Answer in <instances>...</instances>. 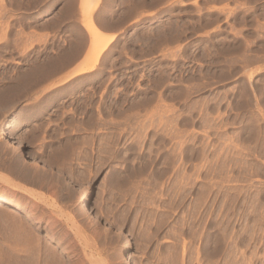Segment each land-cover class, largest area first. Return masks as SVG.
Segmentation results:
<instances>
[{
    "label": "rangeland",
    "instance_id": "rangeland-1",
    "mask_svg": "<svg viewBox=\"0 0 264 264\" xmlns=\"http://www.w3.org/2000/svg\"><path fill=\"white\" fill-rule=\"evenodd\" d=\"M0 179L3 264L43 199L113 264H264V0H0Z\"/></svg>",
    "mask_w": 264,
    "mask_h": 264
},
{
    "label": "bare ground",
    "instance_id": "bare-ground-1",
    "mask_svg": "<svg viewBox=\"0 0 264 264\" xmlns=\"http://www.w3.org/2000/svg\"><path fill=\"white\" fill-rule=\"evenodd\" d=\"M91 11L92 10H90L89 13H91ZM84 26L89 31V33L91 34L92 44H93V46H92L93 52H91V54L89 55L90 58H89L88 62L85 63L81 68H79V71H77L75 75H82V74H85L88 71L94 69V67L96 66L101 54L108 48L110 43L115 38V34L106 35L104 32H102L100 30V28L90 18L85 19ZM32 155L34 158L36 157V155L34 153H32ZM20 158H21V156L18 155V153H15V154L10 156L9 163L8 162H6V163H8V165L11 167H16L18 164L20 166V163H19V162H21ZM58 159L60 160V157ZM54 160L57 163L60 162L59 160L57 161V159H54ZM62 161L64 163V160H62ZM53 165H54V163H53ZM19 166H18V168H19ZM14 172H17V171H14ZM24 172H25V170H24ZM21 175H22V173H21ZM4 179H2V180L0 179L2 181V184L5 185L6 187L11 188L12 184L10 182H8V180H4ZM46 181L47 180H44L42 178L41 184L43 185L44 183H47ZM44 185H46V184H44ZM3 190H6V189H3ZM19 191L23 194L22 196H20L21 200H26L27 197H36V198L40 197L39 195L35 194V191L33 193V192H30V191H28L22 187L19 188ZM69 193H70V191H69ZM68 195H70V194H68ZM73 196L74 195H72V197ZM42 202L44 203V206L47 208V212H45V213L44 212L38 213L37 211L31 212L32 214L29 215V217H30L29 222H27L25 224L24 223L26 221L25 220L23 223H21L20 226L16 222L17 219H16V221L13 220L15 222L14 224L11 223V224H13L11 227L12 229L10 230L11 233H10V235L7 234L6 237H8V238L4 237V239H6V241H7L6 244H9L8 254L10 256V257L7 256L8 261L6 260L5 263L9 262L10 264H101V263L102 264H110V262H111L110 260H112V264L114 263V260H113L114 257L112 255H108L106 258H103V259H97L96 258V256H98L101 253V250H100L101 248L99 249L95 243H94V245H93V243L91 244V242H89L90 239H88L87 237H85L86 235H84L86 230L90 228V224L86 223L88 218L85 216L86 213L84 212V209L79 208L80 209L79 210L77 208L75 210H72V211H74L73 214H72V211H71V214H68V213L64 214L61 211H59V208L57 206H55V204L53 202L45 200V199H43ZM0 205H5L8 207L12 206V207H15L18 209L23 208V206L21 204L17 203L16 201L7 199L6 197L4 198L2 196H0ZM83 206L86 207V203H84ZM35 210H36V208H35ZM52 214H54L55 216H52ZM101 214H103V213L101 212ZM74 215H76L75 217H77V216L80 217V221H82L83 224H84V222L86 224H85L84 228L83 227H77V226L74 227V225L70 226L71 227L70 228L71 233H68L69 231L67 232V230H65V229H63L62 231L60 230V232L58 234L59 239H60V240L58 239V243H59L60 248H61L60 251L58 249H56L57 247H55V249H54V248H51V246H48V244H47L48 242H46V240L43 237H40L39 235L36 234L37 232H36V229L34 228L36 225L31 222L34 220L39 222L41 220V216H43V217L48 216L49 220L46 221V227L45 226L44 227L47 229V232L53 230V234H54V232H55L54 229L56 228L55 226H57L56 222H57L58 218L60 219V223H62V224L64 223L65 225H69L70 222L74 224V219H75ZM7 222H9V221L7 220L5 223L7 224ZM6 233H5V235H6ZM51 234H52V232H51ZM97 234L99 236V233H97ZM100 236H101V234H100ZM104 240H106V239H104ZM101 244L103 245V243H101ZM101 247H103V246H101ZM5 248L7 249V246ZM0 250H2V248ZM5 253H7V252H5ZM125 253L123 251L120 254L121 255L120 257L121 258H122V256L124 257ZM8 254H6V255H8ZM3 257H2V259H0L2 261V263L0 262L1 264H3V259H4Z\"/></svg>",
    "mask_w": 264,
    "mask_h": 264
},
{
    "label": "crops",
    "instance_id": "crops-1",
    "mask_svg": "<svg viewBox=\"0 0 264 264\" xmlns=\"http://www.w3.org/2000/svg\"><path fill=\"white\" fill-rule=\"evenodd\" d=\"M84 63H85V62H83L82 64L78 65V66H77V69H75L74 72H75V71H79V68H81V67L84 65Z\"/></svg>",
    "mask_w": 264,
    "mask_h": 264
}]
</instances>
